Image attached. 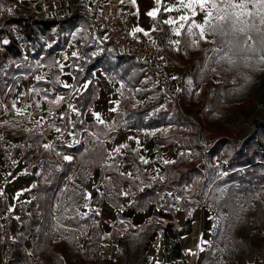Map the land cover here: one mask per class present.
<instances>
[{
	"label": "trees",
	"instance_id": "obj_1",
	"mask_svg": "<svg viewBox=\"0 0 264 264\" xmlns=\"http://www.w3.org/2000/svg\"><path fill=\"white\" fill-rule=\"evenodd\" d=\"M93 19L79 10L60 17L38 15L31 11L5 17L0 27V38L3 35L7 37L5 44L0 43V99L5 94L7 103L16 90L17 79L36 74L39 66L48 70L49 83L36 80L32 85L34 90L42 95L47 87L55 93L68 92L60 84L61 73L56 68L55 55L66 48L69 34L78 28L85 33L83 41L86 43V30L92 25ZM252 19L260 27L261 33L251 31L252 39L247 41L251 48L243 47L241 42L245 38L241 34L225 36L218 31L214 34V40L215 46L221 48L219 53L236 58L262 56L264 45L259 40L260 35L264 34V25H259V17ZM185 32V28H182V46L190 51ZM25 47L30 50L28 57L24 56ZM113 52V45L105 43L99 56L92 54L87 46L83 56L72 58L70 73L74 79L73 88L78 89L87 80L91 81V85L78 101L79 115L70 120L65 112L57 123L65 135H70L68 143L36 150L40 171L36 185L28 190L32 198L19 208L14 231L16 237L13 240L8 231L3 232L0 221V264H15V260L21 264H154L148 250L157 236L162 241V262L172 263L181 260L182 240L191 233V212L197 200H206L218 219L217 230L212 233L209 247L203 251L199 261V264H213L215 242L226 228L224 213L233 219L243 217L244 203H249L256 193L264 190V119L256 123L251 135L238 145L232 141L233 136L234 139L237 137L236 130L242 129V111L252 106L255 98L249 102L240 100L241 103L237 105L240 112L238 127L216 128L205 145L199 138V127L203 126L200 112L197 111L190 118L187 106L176 102L175 98L172 99L173 103L169 100L166 110L159 114L162 120L170 122V129L159 135L154 143L157 147L168 144L175 147L184 141L183 146L193 150L194 154L192 158H184L176 168L169 169L166 165L164 178H152L130 151L116 155L107 164L110 152L106 142L114 139L116 130L128 125L141 128L164 122L156 123L155 116L146 119L144 110H138L130 104L131 93L120 99L119 110L109 121L101 123L85 120V112L93 107L99 96V89L93 80L97 68L108 78L121 82L129 91H133L134 87L139 88L145 73L153 76L156 71L135 56L118 55L113 63L104 55ZM235 83H227L220 89L228 95L229 88L238 87ZM263 84L264 80L260 85ZM137 92L143 91L139 88ZM201 92L202 88L199 95ZM202 94L205 99L207 93ZM61 106L52 100L48 102L50 112L59 110ZM181 122L189 124V135L177 130ZM2 128L8 134L19 135L13 125L4 124ZM32 140L34 143L35 140L42 142L41 134L33 135ZM27 154L31 155L33 151L25 152V156ZM65 157H71V160ZM218 158L225 161L223 168L215 163ZM203 159L204 164L201 163ZM95 170H99L98 179L104 186L92 202L105 201L114 212L126 209L122 195L126 184L127 189L131 190L130 209L142 212L153 206L171 213L181 209L184 223L179 224L177 219L171 223L152 212L148 220L140 226L135 225L136 228H130L126 223L119 224L118 228H126L125 235H120L114 228L101 232L99 222L93 215L82 216L78 211L86 195V182ZM128 171L132 175H128ZM111 184L115 187L111 188ZM257 208L251 227L264 224V216L261 217L264 212L260 216L256 215L264 211V204H259ZM9 209L7 200L0 198V218ZM52 213L56 214L53 216ZM239 224L243 228L241 220ZM236 230L237 239L240 240L237 264H248L246 259L252 253L256 257L262 256V259L255 258L254 264H263L264 240H251L238 231L237 225ZM26 240L29 247L25 244ZM110 243L116 245L118 251L113 254L102 252L100 247ZM6 248V255L12 256V259L6 258Z\"/></svg>",
	"mask_w": 264,
	"mask_h": 264
},
{
	"label": "rangeland",
	"instance_id": "obj_2",
	"mask_svg": "<svg viewBox=\"0 0 264 264\" xmlns=\"http://www.w3.org/2000/svg\"><path fill=\"white\" fill-rule=\"evenodd\" d=\"M95 1L0 0V27L5 17L27 14L30 11L49 17H60L70 14L74 10L87 14ZM100 1L103 2L104 0ZM114 1L121 3L118 10L122 11L123 14L129 12L132 18L137 19L143 30L152 31L156 29L159 31L156 41L162 46L164 52L165 71L156 70L153 76L145 73L139 85L140 90L143 92L138 93V87H134L133 91H129L121 82L108 78L97 68L93 73V80L99 89V96L93 107L85 112L86 121H109L114 113L119 110L118 103L120 99L128 97L131 93L130 104L138 110H144L146 119L149 116H155L156 123H160L164 120H162L159 113L165 111L169 100L175 98L176 102L179 101L189 108L188 116L190 118H193L197 111L200 112V120L203 121V126L199 127V138L205 145L209 141L210 134L216 128L238 127L240 112L237 105L241 103L240 100L249 102L255 98L256 101H253L252 106L242 111V116L244 115L242 123H240L242 129L240 131L236 130L237 137L234 139L233 136L232 141L235 145H238L245 137L251 135L256 123L264 119V84L260 85L261 81L264 80V59H262L264 58V47L262 56L248 58H236L232 55L213 51L217 48L214 34L218 31L212 32L209 25L218 21L215 19L216 10L211 9V6L215 3L217 7H223L222 0H207L205 7L212 10L211 17L207 16L205 11L200 10L195 0ZM235 2L238 3L240 0H235ZM248 10L255 11L251 4H249ZM149 13H152V15L150 16ZM181 17H184V19H181ZM196 25H203V38L200 35V29ZM259 25L261 24L259 23ZM89 28L86 30V43L83 41L85 33L78 28L69 34L66 48L55 55L56 68L61 73L60 84L63 88L68 89V92L55 93L47 87L43 90L44 95H42L34 90L32 85L36 80L49 83L48 70L39 66L36 74L17 79L16 90L7 103L5 102V94L1 96L0 198L4 197L7 200L10 209L2 214L0 221L3 232L8 231L11 240L16 237L14 231L17 226L19 208L32 198L28 194V190L36 185V179L40 171L36 150L45 147H59L68 143L67 140L70 135H65L64 130L57 123L60 121V116L65 112L68 113L70 120L79 115L78 101L84 90L91 85V81L87 80L78 89L73 88L74 79L70 73L72 58L79 59L83 56L85 48L91 42ZM182 28H185V37L190 51L182 46ZM5 42H7V37L3 35L0 38V43L3 45ZM88 47L92 54L100 55L99 52H96L97 46ZM29 55L30 50L25 47L24 56L28 57ZM237 78L239 82H236ZM240 82L242 85L239 86ZM227 83L238 85V87L229 88L228 95H226L225 90L223 92L220 89ZM201 88L202 92L199 95ZM202 93H207L205 99ZM201 95L202 97L199 100ZM49 100L62 105L61 108L50 112L48 109ZM170 103H173V100ZM97 115L99 119H97ZM169 123L164 121L161 125L142 126L141 128L128 125L116 130L114 139L106 142L110 152L106 163H111L116 155H122L130 151L133 153L134 158L139 161L140 166L152 178H164V167L166 165L169 169L176 168L184 158H192L194 154L193 150L183 146L184 141L183 143L179 142V146L176 145L175 147L171 144L163 147L155 145L154 142L159 135L170 129ZM181 123L177 130H180L184 135H189V124L187 122ZM4 124L15 126L19 135L4 132L2 128ZM35 134H41L42 142L35 140L34 143L32 136ZM125 145L126 147H124ZM117 148L120 149L119 152L116 151ZM31 150L33 154L25 156V152L28 153ZM145 161L147 162L145 163ZM165 161H170V163H165ZM224 162L221 158L215 160V163L222 168L225 165ZM201 163L204 164V159ZM98 173L99 170H95L90 174L85 185L86 195L78 211L82 216L93 215L99 222L100 230L103 231V226H108L104 222L106 215L109 214L107 210H110V208L105 201L92 202L93 198L102 192L104 186L101 179H98ZM127 174L132 175V172L128 171ZM126 186L125 184L123 187L122 195L125 208H128L131 206V190L127 189ZM113 187L115 185L111 184V188ZM194 202L196 207L191 212V233L187 235L189 237L185 236L182 240L183 253L179 264H199L203 251L209 247L212 233L217 230L218 219L214 217V212L209 208L207 201L197 200ZM259 204H264V190L256 193L249 203H244L243 217L233 219L224 213L226 228L223 229V233L215 242L213 264H237L240 240L236 236V225L238 231H241L251 240H264V224H255L251 227L252 217H254ZM152 212L157 213L165 220L177 219L179 224L184 223V214L181 209L171 213L150 206L146 213L149 216ZM263 212L261 210L256 215L260 216ZM52 214L54 216L56 213ZM263 216L264 214L261 217ZM239 220L242 221L243 228H241ZM190 237L193 239L192 244L189 242ZM157 238L158 236L148 250L151 262L160 250L161 241H158ZM25 244L29 247L27 240ZM110 244L101 246V251L110 254ZM6 253L7 248L5 256L7 259H12V256L6 255ZM255 258L262 259V256L256 257L252 253L246 261L248 264H254ZM15 264L21 263L15 260Z\"/></svg>",
	"mask_w": 264,
	"mask_h": 264
},
{
	"label": "built area",
	"instance_id": "obj_3",
	"mask_svg": "<svg viewBox=\"0 0 264 264\" xmlns=\"http://www.w3.org/2000/svg\"><path fill=\"white\" fill-rule=\"evenodd\" d=\"M120 4L114 0L94 2L87 13L94 18L89 28L91 42L88 46H97L96 51H99L105 43H110L113 45L114 52L104 55L111 62H115L118 55L135 56L157 71H165L164 52L162 46L156 41L159 31L143 30L137 19L132 18L129 12L123 14L118 10ZM169 222H174V219ZM121 223H126L130 228H136L128 221H122L119 224ZM119 224L112 228L116 229L120 235H125L126 228H118Z\"/></svg>",
	"mask_w": 264,
	"mask_h": 264
},
{
	"label": "snow or ice",
	"instance_id": "obj_4",
	"mask_svg": "<svg viewBox=\"0 0 264 264\" xmlns=\"http://www.w3.org/2000/svg\"><path fill=\"white\" fill-rule=\"evenodd\" d=\"M195 2L198 3L200 10L205 11L206 15L209 17L213 14L211 9L216 10L215 19L218 22L209 25L212 32L215 33L219 31L222 35H232L233 37L239 33L245 38L241 42L243 47L251 48V46L247 44V41L252 39L250 34L252 30L261 33L260 27L256 25L255 20L252 18L259 17V23L264 25V0H240L238 3L235 2V0H222L223 7H217V5L213 3L211 9L205 7L207 0H195ZM249 4L252 5L255 11L248 10ZM189 7H191V5H189ZM149 15L151 16L152 13H149ZM181 19H184V17H181ZM206 23H208V21H206ZM196 27L200 29V35L203 38V25H196ZM137 31H139V29H137ZM259 42L261 45H264V34L260 35ZM220 50L221 48L218 47L213 51L219 52ZM97 119H99L98 115ZM100 122L102 123L103 121ZM124 147H126V145ZM119 150V148L116 149L117 152H119ZM65 159L71 160V157H65ZM146 162L147 161H145V163ZM165 163H170V161H165Z\"/></svg>",
	"mask_w": 264,
	"mask_h": 264
},
{
	"label": "crops",
	"instance_id": "obj_5",
	"mask_svg": "<svg viewBox=\"0 0 264 264\" xmlns=\"http://www.w3.org/2000/svg\"><path fill=\"white\" fill-rule=\"evenodd\" d=\"M96 52H101V50L99 51H96ZM107 212L109 214H107L106 216V219H105V222L104 223H107L108 226H103L104 227V230L101 232H108L110 230V228L113 226V225H116V224H119L120 222H122L121 218L122 219H125L123 221H128L130 222L131 224L133 225H137V226H140L142 225L145 221L148 220V215L146 213V211H142V212H135L133 209H130L129 207L124 209V210H118L116 212H114L113 210H107ZM117 216L121 217V218H117ZM191 236V235H190ZM186 237H189V236H186ZM158 241H161V238L158 236L157 238ZM190 241V244L193 243V239H189ZM110 254L112 253H116L118 251L117 249V246L114 245V244H110ZM162 254H163V251H162V241L160 243V250L157 252V254H155V258L154 260L152 261V263L154 264H179V261H174L172 263H163L162 262Z\"/></svg>",
	"mask_w": 264,
	"mask_h": 264
},
{
	"label": "bare ground",
	"instance_id": "obj_6",
	"mask_svg": "<svg viewBox=\"0 0 264 264\" xmlns=\"http://www.w3.org/2000/svg\"><path fill=\"white\" fill-rule=\"evenodd\" d=\"M123 2V1H122Z\"/></svg>",
	"mask_w": 264,
	"mask_h": 264
}]
</instances>
